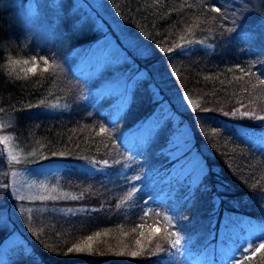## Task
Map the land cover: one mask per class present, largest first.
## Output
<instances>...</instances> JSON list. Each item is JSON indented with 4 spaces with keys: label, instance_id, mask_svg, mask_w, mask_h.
Listing matches in <instances>:
<instances>
[{
    "label": "trees",
    "instance_id": "trees-1",
    "mask_svg": "<svg viewBox=\"0 0 264 264\" xmlns=\"http://www.w3.org/2000/svg\"><path fill=\"white\" fill-rule=\"evenodd\" d=\"M28 1L0 0V240L19 244L0 264H181V236L207 263L264 264V143L238 128L262 129L264 29L250 22L264 0H244L243 18L217 0H36L56 9L41 22ZM216 33V52L180 53ZM100 38L112 66L75 67ZM59 158L73 196L55 201L86 216H17L30 202L10 174ZM146 166L156 176L133 179L126 205Z\"/></svg>",
    "mask_w": 264,
    "mask_h": 264
},
{
    "label": "rangeland",
    "instance_id": "rangeland-1",
    "mask_svg": "<svg viewBox=\"0 0 264 264\" xmlns=\"http://www.w3.org/2000/svg\"><path fill=\"white\" fill-rule=\"evenodd\" d=\"M44 1V0H43ZM56 0H49V7L52 8L56 6L55 3ZM220 2L223 6L230 7L232 10L234 9L235 12H238L237 16L238 17H244L246 15H250L247 11L244 10L243 8V1L244 0H217ZM253 1V0H251ZM26 9L29 11V13H33L32 16H37L38 19L42 17H48L49 15H52L56 12L55 10H49L48 7H43V11L35 8L36 6V0H30L24 4ZM27 12V11H26ZM253 14L252 16H254ZM256 21H252L251 18V27L252 28H261L264 29V16L262 17H257L254 19ZM42 26V25H41ZM41 31H37L34 33L35 36H37V39L40 42L45 41L47 36L43 33H40ZM264 32V31H263ZM219 38L218 33L214 37L210 38V41L206 42H198L194 44H189L188 46H184L181 50L180 53H188L190 51H194V49H206L209 52H216L220 45H216L217 39ZM108 48H111V46H108L106 44L105 38H100V40L97 41V43L92 44V46L89 48V50L84 54V56L81 57L83 54H79L78 57H76L75 61L73 64L75 67L77 66L82 69H86L88 63H94V64H101L103 66V69H109L112 66V61H108L105 57V53L108 50ZM75 55V54H73ZM72 55V56H73ZM80 57V58H79ZM84 77V76H83ZM70 80H74L73 82L75 84H79L82 86L81 82L76 81L77 79L75 77H71ZM89 83V82H88ZM87 83V84H88ZM89 86V84H88ZM84 86V87H88ZM88 93H99V90L94 88L93 86H89L88 88H83L80 91V94L83 96L88 95ZM100 95L95 94L96 98H99ZM264 116V114H262ZM261 130H257L256 132L251 130V129H246L242 125L239 128V131L245 133L247 131L250 132V137L253 138L255 143L263 144L264 143V119H262L261 123ZM251 130V131H250ZM253 131V132H252ZM129 137L131 138L134 133L133 132H128ZM242 133V134H243ZM259 136H262V140L259 138ZM134 137V136H133ZM133 137L129 140V142H133ZM173 142H177L178 136L174 137ZM126 149H129L131 147H125ZM133 159H130L129 161H126L127 164L131 163ZM138 158L133 161L138 162ZM63 163L64 161L62 159H50L48 161L38 163V164H27L26 165V170L25 169H19L14 171L12 174H10V187L11 190H13L15 196L20 199H24L25 201H29L30 204H25L22 203L20 204L19 207L17 208V216L18 214L21 215V212L23 214H30L31 215H36L40 216V214L48 215L51 212L54 213H61V212H66V213H78L79 215L86 216L87 212L80 210L78 207H70L69 205H61L59 206L55 200H61L62 198H69L73 196V191L69 189V183L64 181L62 183V176L66 175L65 173L68 172V170H65L63 168ZM85 167V165H84ZM91 169L90 171L95 172L96 167L94 164H91ZM189 167H192L196 169V166L194 165V162H190L188 160V163H186V168L189 170ZM157 171V170H156ZM152 171V168L146 166L145 169H138L137 173L133 176L128 178L130 181L129 184V192L126 196V205H130L134 199L136 198V194L138 192V188L134 186V181L133 179H138V181H144L147 178L146 174L151 176H156V174ZM142 178V180L140 179ZM123 179V178H122ZM67 180V179H66ZM145 182V181H144ZM65 188H62V187ZM25 204V205H23ZM48 212V213H47ZM4 225V224H3ZM234 230H232L233 232ZM175 234H178L177 231H175ZM183 235V233H182ZM245 235L248 236V231L245 232ZM16 235L14 233L6 235L3 239L0 240V257H2L5 252L9 248H13L16 250L18 245V240H16ZM179 241L184 240L183 244H181L176 250V254L179 255V259L181 260V264H210L207 263V261L203 258L204 252L199 251L195 252L192 248L187 246L188 240H186V237L181 238H176ZM264 240H259V244L263 243ZM186 243V244H185ZM258 244V245H259ZM186 245V246H185ZM14 250V251H15ZM227 251L230 250V247H227Z\"/></svg>",
    "mask_w": 264,
    "mask_h": 264
},
{
    "label": "snow or ice",
    "instance_id": "snow-or-ice-1",
    "mask_svg": "<svg viewBox=\"0 0 264 264\" xmlns=\"http://www.w3.org/2000/svg\"><path fill=\"white\" fill-rule=\"evenodd\" d=\"M213 11H219V9L217 8V9H213ZM41 60H43V63L45 64V65H47V63H48V61H47V59H45V58H43V57H41L40 58ZM25 63H27V61H25ZM44 71H47V68H45V69H43ZM29 71L30 72H34L35 71V67H33V68H30L29 69ZM261 83H264V81H261ZM261 119H264V117H261ZM104 131V129L103 128H101V132H103ZM154 231H159V229L158 228H154L153 229ZM170 235H175L174 233H170ZM88 239L89 240H91V237H88ZM140 241L139 240H137V243H139ZM180 243V241L178 240V239H176V240H172V244L173 245H178ZM262 249H264V243H261L260 245H259V247H257L256 249H255V252L252 254L253 256L256 254V253H259ZM77 251H80L81 249H79V248H77L76 249ZM69 252H71V251H73V249L72 248H69V250H68ZM250 251V249H248V248H246V249H244V258L245 259H248L249 257L247 256V253ZM118 254H123V253H118ZM138 255V253L137 252H132L131 253V256L132 257H136ZM238 264H242V261H238Z\"/></svg>",
    "mask_w": 264,
    "mask_h": 264
}]
</instances>
